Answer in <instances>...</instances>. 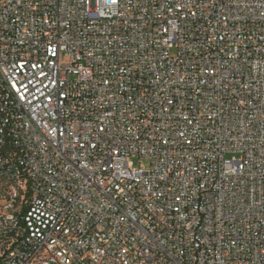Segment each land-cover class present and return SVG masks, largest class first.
Instances as JSON below:
<instances>
[{
  "label": "built area",
  "instance_id": "obj_1",
  "mask_svg": "<svg viewBox=\"0 0 264 264\" xmlns=\"http://www.w3.org/2000/svg\"><path fill=\"white\" fill-rule=\"evenodd\" d=\"M0 264H264V0H0Z\"/></svg>",
  "mask_w": 264,
  "mask_h": 264
},
{
  "label": "rangeland",
  "instance_id": "obj_2",
  "mask_svg": "<svg viewBox=\"0 0 264 264\" xmlns=\"http://www.w3.org/2000/svg\"><path fill=\"white\" fill-rule=\"evenodd\" d=\"M170 54L172 56H174L176 54V49L175 48L171 49ZM226 156L227 157H232V156L239 157V154L238 153H227ZM132 161H133V164L136 166L139 164L146 166V167L149 166V161L147 159H144V158L134 157V158H132Z\"/></svg>",
  "mask_w": 264,
  "mask_h": 264
}]
</instances>
